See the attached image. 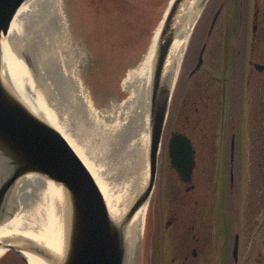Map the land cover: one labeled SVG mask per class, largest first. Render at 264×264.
Instances as JSON below:
<instances>
[{
  "label": "rangeland",
  "instance_id": "obj_1",
  "mask_svg": "<svg viewBox=\"0 0 264 264\" xmlns=\"http://www.w3.org/2000/svg\"><path fill=\"white\" fill-rule=\"evenodd\" d=\"M170 1L165 0L163 16ZM221 1L210 0L206 5L183 57L135 264H153L151 260L157 258L154 243L160 241L166 245L170 243L165 239L168 233H191L192 227L201 228L205 237L211 233L209 242L215 250L214 258L222 256L226 260L235 234H239L241 243L246 242L254 222L252 215L262 203L264 205V145L261 146L264 140L257 133L255 119L260 97L249 89L247 99L243 100V0H227L208 44L205 64L199 72L192 73ZM99 2L103 8L98 12L89 6V0H39L37 12L40 20H34L32 36L14 38L12 47L13 54L32 71V88L38 90L46 106L57 117H64L67 127L80 136L84 134L83 122L68 89L60 85L55 88L45 85V89L41 85L38 53L43 55L50 68L54 70V66L58 70L60 59H67L71 49H79L82 58L78 59V76L95 109L109 115L128 100L129 92L125 86L128 74L142 63L161 24L160 21L153 28L159 21L156 19L158 14L152 16L151 25L147 24L148 9H152L153 0ZM60 3L69 37L63 36L64 29L58 28L56 9ZM118 21L128 23L122 27L121 39L116 40L111 35V28ZM126 34H129L128 43L122 38ZM132 38L135 45L143 42L142 47L149 40L148 45L140 56L134 50L132 55L123 56L122 49L126 50L125 55L129 53ZM229 54L230 67L222 71L224 55ZM175 131L187 133L197 151L193 177L197 188L188 194L170 164L168 145ZM103 164L107 166L110 161L104 160ZM146 167V159L141 156L132 162L131 169L135 174L144 175ZM172 217L176 221L168 224ZM181 236L186 240L185 235ZM183 239L178 237L172 242L183 243ZM8 254L0 264H26L13 251Z\"/></svg>",
  "mask_w": 264,
  "mask_h": 264
},
{
  "label": "bare ground",
  "instance_id": "obj_2",
  "mask_svg": "<svg viewBox=\"0 0 264 264\" xmlns=\"http://www.w3.org/2000/svg\"><path fill=\"white\" fill-rule=\"evenodd\" d=\"M191 1L195 5L197 0ZM38 2L39 0H30L19 9L9 36L3 41L4 75L12 82L21 99L65 138L99 186L112 217L122 219L147 182V174H135L131 166L139 157L147 158L153 65L160 29L142 63L128 74L125 82L129 92L128 100L109 115H103L95 109L78 76V59L82 58L79 49H71L67 59H60L58 70L54 66V70L50 68L43 55L38 53V77L41 85L44 88L45 85H52L54 88L60 85L68 89L71 101L83 122L84 134L80 136L67 127L64 117H57L46 106L38 90L32 88L31 69L12 51L14 38L31 35L34 20L39 19ZM56 19L58 28L64 29L62 35L69 34L61 3L56 9ZM194 27L195 20L188 18L178 29L163 74V80L168 84L174 85L177 81ZM30 40L32 41L31 38ZM31 67L33 69V65ZM100 158L103 160L99 161ZM104 160L110 161V164L104 165ZM9 201L17 210L12 218L0 225V242L3 244L0 246V258L14 246L15 243L10 245L7 242L9 240L21 243L27 241L42 246L60 258L64 249L67 215V202L62 187L41 175H27L18 184ZM148 206L149 202L143 205L127 226V264H134L137 245L145 230ZM24 256L28 264H49L30 253H24Z\"/></svg>",
  "mask_w": 264,
  "mask_h": 264
},
{
  "label": "water",
  "instance_id": "obj_3",
  "mask_svg": "<svg viewBox=\"0 0 264 264\" xmlns=\"http://www.w3.org/2000/svg\"><path fill=\"white\" fill-rule=\"evenodd\" d=\"M28 1L0 0V225L15 215L17 207L11 204L9 198L18 184L25 176L35 174L64 190L66 229L60 258L50 249L27 241H7L10 245L15 243L8 251L16 253L26 264L24 253L36 255L49 264H127V226L153 194L158 157L176 84L163 80L167 59L184 20L193 19L196 26L210 0H197L195 5L191 0H171L161 21L149 108V148L144 174H147V182L126 215L119 220L110 214L99 186L69 143L21 99L12 82L4 75L3 41L9 36L19 9ZM219 14L215 15L210 32ZM203 52L197 69L203 62ZM27 62L32 65L29 60ZM168 154L171 167L181 182L191 184L196 168L192 140L183 133L173 132ZM238 251L239 236L236 235L235 257Z\"/></svg>",
  "mask_w": 264,
  "mask_h": 264
},
{
  "label": "flooded vegetation",
  "instance_id": "obj_4",
  "mask_svg": "<svg viewBox=\"0 0 264 264\" xmlns=\"http://www.w3.org/2000/svg\"><path fill=\"white\" fill-rule=\"evenodd\" d=\"M226 5L227 0H222L219 3L213 18L218 12H220L218 16L219 19ZM218 19L215 23L212 32H210L212 21L210 23L207 34L205 35V38L202 42V46L198 54L196 66L192 71L193 74L199 72L205 64V53L208 44L212 38V34L215 31ZM222 45L223 43L220 44V46ZM224 47L226 48L225 45ZM203 50V62L201 64V67L197 69V65L199 64L201 53ZM225 51L226 49L224 50V52ZM228 53L231 54V50H228ZM230 54L228 56L226 55V57L224 55L225 62H223V67H221L222 71H225L226 68L230 67V63L228 61ZM223 75L224 77L226 76L225 74ZM249 89H253L252 93H255L256 97L257 95L260 97V100L258 102L259 107L257 108L255 113V119L258 122L257 133L262 138V140H264V0H243V100L247 99L246 93ZM175 132L183 133L192 140V138L185 132ZM263 145L264 141L261 143L262 147ZM259 166H262V164L259 163ZM181 183L187 194L191 193L192 191H195L197 188L193 181L190 185H186L183 182ZM252 218H254L253 226L251 227V230L247 233L246 242H240L237 257H235L234 255L233 244L232 250L230 248V251H228L229 257L226 260L222 259V256L221 258H214L215 250L212 247L213 244L209 242L210 236L212 234L208 233V236L205 237L201 232V228L192 227L193 232L191 233L186 232L184 234L180 231L168 233L165 239L170 241V243H167L166 245L163 244L164 242L160 241L154 243V245L157 246L155 254L157 255V258L152 259L151 262L153 264H264L263 203L253 213ZM174 221H176V218L172 217L168 221V224H172ZM168 228L169 227L167 226V229ZM207 229L212 231L210 228ZM181 234L185 235L186 240L183 239ZM178 237L186 241V243L184 241L183 243L172 242L174 241V239L177 241ZM151 245L152 244H150V246Z\"/></svg>",
  "mask_w": 264,
  "mask_h": 264
},
{
  "label": "trees",
  "instance_id": "obj_5",
  "mask_svg": "<svg viewBox=\"0 0 264 264\" xmlns=\"http://www.w3.org/2000/svg\"><path fill=\"white\" fill-rule=\"evenodd\" d=\"M102 1V0H101ZM89 6H91L92 8H93V10H96V11H98L99 12V10H101L102 11V4H101V2H99V0H89ZM104 6V5H103ZM165 7V0H153V2H152V9L150 8V9H148V14H147V24L149 25H151V18H152V16L153 15H157L158 14V16L156 17V19L157 20H159L154 26H153V28L161 21V18H162V13H163V8ZM146 13H147V9H146ZM148 15H149V17H148ZM161 16V17H160ZM119 21H121V20H119ZM117 22V24H115V25H113L112 26V31H113V33L111 34V35H114L115 37H114V39H116V40H118V39H121L120 37H119V35L121 34V32H122V27H124L125 25L124 24H127L128 22H124V23H121V22ZM123 39H125L126 41H127V43H128V40H129V34H126L124 37H122ZM113 39V40H114ZM134 39L132 38V40L130 41V43H129V48H130V51H129V53H127L126 55H125V53H126V50L124 51V49H122V54H123V56H129V55H132L131 54V52L134 50V52L135 51H137L138 52V56H140L141 55V52L143 51V49H145V47L148 45V41L149 40H146V42L142 45V47H141V44L143 43H139V42H137V44L135 45V43H134ZM140 54V55H139ZM9 255V254H8ZM8 258V257H7ZM7 258H5L4 259V262L6 261V259Z\"/></svg>",
  "mask_w": 264,
  "mask_h": 264
}]
</instances>
